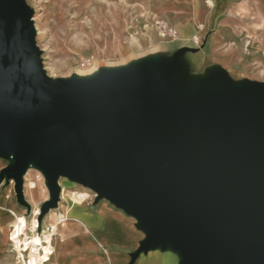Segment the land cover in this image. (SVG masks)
Instances as JSON below:
<instances>
[{
	"label": "water",
	"instance_id": "95a60500",
	"mask_svg": "<svg viewBox=\"0 0 264 264\" xmlns=\"http://www.w3.org/2000/svg\"><path fill=\"white\" fill-rule=\"evenodd\" d=\"M34 13L0 0L2 172L24 201L23 176L41 170L59 202L61 176L138 218L139 252L172 243L182 264H264V84L188 99L164 71L54 82L35 44Z\"/></svg>",
	"mask_w": 264,
	"mask_h": 264
},
{
	"label": "crops",
	"instance_id": "0c3cea01",
	"mask_svg": "<svg viewBox=\"0 0 264 264\" xmlns=\"http://www.w3.org/2000/svg\"><path fill=\"white\" fill-rule=\"evenodd\" d=\"M160 2L169 10L166 15L171 17H166L165 20L171 22L170 25L175 31L173 41L175 44L169 46L177 45L176 53L181 51L173 68L171 82L181 95L197 100L216 93L229 94L252 84H264V0H160ZM187 21L193 22L189 36L182 34L183 24ZM172 49L175 52L176 49ZM143 64L155 65L156 61L137 60L131 65L133 67ZM131 65L112 66L104 73L111 76L121 75L128 72ZM95 70L94 66L89 72ZM96 76L98 75L95 73L91 74L89 80ZM12 163L7 154L0 152V264H9L13 259L10 254L9 229L14 222L17 203L20 202L15 191V180L10 179L8 182L2 176V172ZM32 169H28L23 176L24 193L27 189L33 191L48 187L46 178ZM63 177L65 176L58 179L60 186L58 205L65 191L61 184ZM65 178L71 181L70 178ZM31 181L36 182L35 187L29 186ZM77 183L80 188L72 192L73 205L59 221L62 223L73 220V223H68V231L60 236L57 233V225H53L51 230L56 227L55 249L54 244L44 236V240L50 242L52 248L47 261H54L58 257L60 264H73L77 258L94 264H142L144 251L138 250L147 238L142 241L144 229L138 218L113 202L132 218L119 215L104 202L95 209L93 201L97 203L107 198L98 200L97 191L80 182ZM48 191L50 195L48 200H51L50 189ZM34 212L40 216L42 210L35 207ZM22 217L18 218L16 224H21ZM38 223L41 227L40 220ZM41 240L44 242L43 238ZM182 257L181 264L183 254Z\"/></svg>",
	"mask_w": 264,
	"mask_h": 264
},
{
	"label": "rangeland",
	"instance_id": "374dc122",
	"mask_svg": "<svg viewBox=\"0 0 264 264\" xmlns=\"http://www.w3.org/2000/svg\"><path fill=\"white\" fill-rule=\"evenodd\" d=\"M23 1L34 13L35 44L39 51L41 67L47 78L54 82L86 81L91 74L99 76L112 66L131 65L137 60H154L156 69L164 71L178 50L177 45L169 46L175 40V31L170 25L171 22L165 20L171 16L166 15L169 10L165 9L166 6L160 0ZM192 25V21L184 23L182 34L189 36ZM172 48L176 49L175 52ZM94 66L96 70L89 72ZM34 170L45 179L39 169L33 168L32 171ZM61 184L65 191L60 204L43 216L40 220L41 227L39 223L34 224L35 220L39 222V214L35 215L34 210L35 207L42 210L43 203L50 198L49 189L48 187L33 191L27 189L24 201L17 203L9 236H12L18 218L23 216L20 219L24 227L22 238L31 240L34 249L37 245H42L41 239L44 241V236L54 244L53 247H57L56 227L51 229L53 225H57L58 236L68 231V223H73V220L62 223L59 221L73 205L72 192L80 188L76 181H70L65 177L61 178ZM102 202L119 215L132 218L107 199H101L97 203L93 201L95 209ZM142 232L143 241L148 238L149 232L146 230ZM9 242L10 254L13 256L9 264H28L31 249L23 252L22 257L17 243L12 240ZM142 255L144 256L142 264H181L183 258L181 252L168 243L158 244L144 251ZM57 258L44 264H60ZM72 263L94 264L80 261L79 258Z\"/></svg>",
	"mask_w": 264,
	"mask_h": 264
},
{
	"label": "bare ground",
	"instance_id": "6f19581e",
	"mask_svg": "<svg viewBox=\"0 0 264 264\" xmlns=\"http://www.w3.org/2000/svg\"><path fill=\"white\" fill-rule=\"evenodd\" d=\"M189 27V26H188ZM37 221H34V224L37 225ZM23 225L21 224H16L15 225V230L13 231L12 235L13 238L15 239L17 246L19 247L21 253L20 255L24 257L23 252L28 251L31 249V252L29 253L30 256V264H44L48 260V256L52 251V248H50L51 244L47 240H44V242H41L42 245H37V247L34 249L33 248V243H31L28 239L27 240H22V235L24 234L23 232ZM44 245V246H43ZM40 246V248H38ZM46 247V248H45ZM59 264V263H58Z\"/></svg>",
	"mask_w": 264,
	"mask_h": 264
},
{
	"label": "built area",
	"instance_id": "2783aa9c",
	"mask_svg": "<svg viewBox=\"0 0 264 264\" xmlns=\"http://www.w3.org/2000/svg\"><path fill=\"white\" fill-rule=\"evenodd\" d=\"M30 168L32 169L33 167H30ZM30 168H29V169H30ZM24 184H25V183H24ZM35 185H36V182H35V181H31L30 184H29V186H31V187H35ZM14 230H15V229H14ZM14 230H13V231H14ZM12 233H13V232H12ZM11 240H12V241H15V239L13 238V235L11 236ZM15 242H16V241H15ZM27 263L30 264V260H29V262H27Z\"/></svg>",
	"mask_w": 264,
	"mask_h": 264
}]
</instances>
